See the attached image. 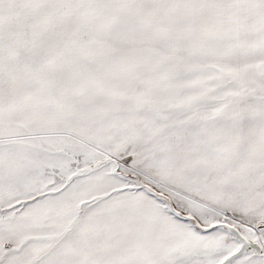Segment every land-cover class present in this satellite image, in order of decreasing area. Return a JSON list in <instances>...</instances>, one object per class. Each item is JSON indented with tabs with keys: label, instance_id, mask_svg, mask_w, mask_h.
<instances>
[{
	"label": "snow or ice",
	"instance_id": "6c2138e0",
	"mask_svg": "<svg viewBox=\"0 0 264 264\" xmlns=\"http://www.w3.org/2000/svg\"><path fill=\"white\" fill-rule=\"evenodd\" d=\"M0 264H264V0H0Z\"/></svg>",
	"mask_w": 264,
	"mask_h": 264
}]
</instances>
